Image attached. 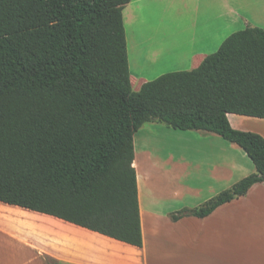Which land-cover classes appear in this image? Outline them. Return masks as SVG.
<instances>
[{"label": "trees", "instance_id": "trees-1", "mask_svg": "<svg viewBox=\"0 0 264 264\" xmlns=\"http://www.w3.org/2000/svg\"><path fill=\"white\" fill-rule=\"evenodd\" d=\"M130 1L0 0V201L143 247L134 161L145 123L219 134L256 165L174 221L209 216L264 182V136L228 118H264V29L237 31L192 70L135 90Z\"/></svg>", "mask_w": 264, "mask_h": 264}, {"label": "crops", "instance_id": "crops-1", "mask_svg": "<svg viewBox=\"0 0 264 264\" xmlns=\"http://www.w3.org/2000/svg\"><path fill=\"white\" fill-rule=\"evenodd\" d=\"M124 20L138 90L165 73L192 70L237 31L264 29V0H131ZM228 118L264 136V118ZM134 166L143 247L0 201V264H264V182L209 216L172 219L256 172L242 147L213 132L147 122L135 135Z\"/></svg>", "mask_w": 264, "mask_h": 264}, {"label": "rangeland", "instance_id": "rangeland-1", "mask_svg": "<svg viewBox=\"0 0 264 264\" xmlns=\"http://www.w3.org/2000/svg\"><path fill=\"white\" fill-rule=\"evenodd\" d=\"M155 135H156V137H160V136H161V134H155ZM165 139H167V137H166ZM234 184H235V183H234ZM184 207H189V206H183L182 209H183ZM180 210H181V208H180Z\"/></svg>", "mask_w": 264, "mask_h": 264}]
</instances>
